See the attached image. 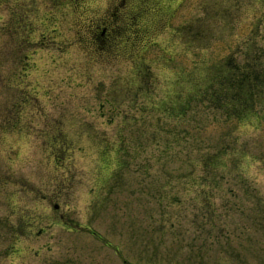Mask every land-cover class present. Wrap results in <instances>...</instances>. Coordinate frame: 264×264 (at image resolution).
Returning a JSON list of instances; mask_svg holds the SVG:
<instances>
[{
  "label": "rangeland",
  "instance_id": "rangeland-1",
  "mask_svg": "<svg viewBox=\"0 0 264 264\" xmlns=\"http://www.w3.org/2000/svg\"><path fill=\"white\" fill-rule=\"evenodd\" d=\"M58 1L0 0V264H264V120L197 100L264 0H153L111 56L112 0Z\"/></svg>",
  "mask_w": 264,
  "mask_h": 264
},
{
  "label": "trees",
  "instance_id": "trees-1",
  "mask_svg": "<svg viewBox=\"0 0 264 264\" xmlns=\"http://www.w3.org/2000/svg\"><path fill=\"white\" fill-rule=\"evenodd\" d=\"M251 49L240 66L228 60L225 64L228 71L211 81L199 98L200 103L207 104L208 110L219 112L225 122L249 116L264 117L261 112L264 107V59L259 47L252 44ZM209 207L208 219L213 220L216 208Z\"/></svg>",
  "mask_w": 264,
  "mask_h": 264
},
{
  "label": "flooded vegetation",
  "instance_id": "flooded-vegetation-1",
  "mask_svg": "<svg viewBox=\"0 0 264 264\" xmlns=\"http://www.w3.org/2000/svg\"><path fill=\"white\" fill-rule=\"evenodd\" d=\"M152 1L153 0H112L109 2L106 8L107 14L102 17V22L96 25L95 31L98 30V32L94 31L93 37L91 38L93 40L92 44L110 48L114 45L116 38L121 36L119 32L121 26L132 24L133 19L135 18V20H138L141 18L142 13H146V10H156L155 8H150L153 6ZM168 6L169 4L166 5V7ZM81 8H77L76 10H81ZM121 21H123V25L120 24ZM146 33L147 31H145V34ZM145 76L146 74L141 72V77L144 78ZM55 211L58 213L59 209L57 208ZM58 219L64 224L68 223L65 216L58 215Z\"/></svg>",
  "mask_w": 264,
  "mask_h": 264
}]
</instances>
